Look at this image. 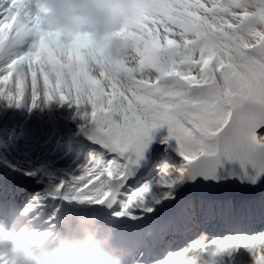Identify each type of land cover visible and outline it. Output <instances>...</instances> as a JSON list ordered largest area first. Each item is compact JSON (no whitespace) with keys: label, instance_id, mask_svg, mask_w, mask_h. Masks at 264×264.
I'll return each mask as SVG.
<instances>
[{"label":"snow or ice","instance_id":"1","mask_svg":"<svg viewBox=\"0 0 264 264\" xmlns=\"http://www.w3.org/2000/svg\"><path fill=\"white\" fill-rule=\"evenodd\" d=\"M144 2L156 7V15L113 34L129 54L112 61L86 37L65 43L42 28L26 0H8L0 17V98L17 106L28 99L33 107L41 97L90 103L84 116L97 149L83 175L61 182L50 195L105 210L127 264H264V232L251 234L257 220L264 223V199L239 210L231 201L197 210L183 196L187 187L219 176L225 163H264V8L249 11L240 0ZM209 36L216 43L201 46ZM30 37L32 50L15 55ZM13 79L18 86L5 91ZM165 125L169 135L155 147L153 130ZM173 139L178 164L167 148ZM157 152L163 158L154 168ZM63 203L53 214L29 203L22 214L54 225ZM174 206L175 215L162 221ZM13 213L0 201V219ZM215 217L233 234L216 240L205 235ZM9 234L0 229V239Z\"/></svg>","mask_w":264,"mask_h":264},{"label":"clouds","instance_id":"2","mask_svg":"<svg viewBox=\"0 0 264 264\" xmlns=\"http://www.w3.org/2000/svg\"><path fill=\"white\" fill-rule=\"evenodd\" d=\"M33 19L60 35L65 43L78 35L112 61L128 57L129 50L114 33L131 30L143 15H156V7L144 0H29ZM255 11L264 0H240ZM209 36L200 41L210 48ZM61 209L54 225L44 217L34 222L22 212L0 219L7 238L0 239V264H127V251L118 241L106 211L86 204Z\"/></svg>","mask_w":264,"mask_h":264},{"label":"rangeland","instance_id":"3","mask_svg":"<svg viewBox=\"0 0 264 264\" xmlns=\"http://www.w3.org/2000/svg\"><path fill=\"white\" fill-rule=\"evenodd\" d=\"M82 104H83V102H82ZM87 106L89 108L87 107L86 111H89L91 105L89 104ZM74 107L78 110L79 114H76L75 118H72L73 114L70 117H65L67 123H69L70 128H72V129L64 128L61 125H57V124H55L57 130L53 126H47L46 125V128H45V126L42 124L40 125V127H42V128L38 129V133H42V134H46L48 132L53 133V134H57V132H58L55 139H54L53 135H50V137L48 139L40 140L37 143L41 147V150L36 154L37 157H40L42 154H44V151H45L46 158L48 160H52L51 155H52V158L56 157L58 160L55 169H53V172L50 171L51 172L50 173L49 168L47 170V174L50 173L52 176V178H51L52 180H47V183H46L48 186V190H47L48 195L52 194L55 191L57 185H59L62 181L70 180L69 178H66L69 174H73V176L79 175V172H82L83 166L86 165V163H85L86 161L83 160V158L84 157L89 158L91 156V153L89 151H86L84 149H76L75 144L72 143L71 140L81 139L80 138V134H81L85 137L86 143H88L90 146L95 145L94 142L89 137V131L88 130L90 129L91 124H90L89 120L87 118H85V116H84V113L86 112L85 111L86 106L85 105H80V106L74 105ZM40 108L41 107H39V106H34L33 111H37ZM25 125L26 124H20L19 122H15L14 128L15 129L21 128V127L26 128V127H24ZM73 126H78L79 129H75ZM15 134L25 135V133H22V132H15ZM28 135H31V134H28ZM152 135L155 138V147H159V140L161 138L169 135L167 126L165 125L163 127H160L158 129L153 130ZM260 135L264 136V130H262V132H260ZM60 138H67L68 139L67 141H65L63 143V147H61V145H59V144H61ZM56 140H57V142H56ZM83 142L84 141H82V143ZM167 148H168V151L173 156L174 160H176L175 162L178 164L179 162H177V160L179 158L176 156L181 157V155L179 154V151H178V148H179L178 142L173 139L172 141H170L169 145H167ZM71 151H77L78 152L76 155L77 157H74V161H76L75 164L72 167H70V166H68V167L59 166V163H61V161H63V160L68 161V157L70 156L69 154ZM84 151H86L85 154H84ZM162 158H163L162 154L160 152H157L155 155V158H154V160L156 161L155 163H157V161L161 160ZM154 160H153V162H154ZM42 165H48V163L46 164V163H43L42 161L38 162V164H36L37 169L36 168L27 169V170L23 169L22 172H25L28 174H33V175L37 174V175L42 176L43 174L38 173V171H39L38 168ZM75 171L78 172L76 175L74 174ZM15 172H18V171H15ZM22 172H19V173H22ZM242 173L243 174L238 175L237 172L231 171L232 176H235L237 178H247V179L241 180L244 184V187H242V188H228V189H226L227 191L219 193V194L234 192V191L240 190V189H249V190H252V193H254L255 191H257L259 189V187L264 185L262 183L259 184L258 180L256 181V176H248V175H245L244 172H242ZM152 175H156V173L152 172ZM101 178L103 179V177H101ZM95 183H96V181H95ZM91 187H92V185H89L87 189H84V191H88ZM254 187H256V188H254ZM251 188H254V189H251ZM218 189H223V188L220 187ZM62 191H63V189H62ZM256 196L257 195H252L249 198V201L247 202V204L251 205V201L254 200L256 198ZM193 197L188 199V200H185V201H191L193 199ZM200 198H202L203 201H209V200H215V199L220 201V199L228 200L230 198V196H224V197H220V198H218V197L213 198V197H209V196H199V199ZM199 199H197V202ZM71 205H72V207L76 206L75 204H71ZM212 224H213V222L209 221L207 226L208 227L209 226L215 227V224H214V226ZM207 231H209V232H222L223 229L221 227H219V228H217L216 231H210L209 229H207Z\"/></svg>","mask_w":264,"mask_h":264},{"label":"water","instance_id":"4","mask_svg":"<svg viewBox=\"0 0 264 264\" xmlns=\"http://www.w3.org/2000/svg\"><path fill=\"white\" fill-rule=\"evenodd\" d=\"M262 130H264V128H261L260 132H262ZM231 171L237 172L238 175L243 174L242 172H244V174L248 176H256L260 172L259 177L261 179L258 178L257 180L260 181L259 184L261 183L264 184V163H261L259 158L255 160L254 164L246 163L243 167H241L239 162L225 163L219 176H212V177L205 178L204 184L187 187L183 192L184 199L188 200L192 198L193 196H209V197L216 198V197L230 196L233 194H239L241 196L250 198L252 195H260L261 192L264 190V185H263L259 187V189L255 191L254 193H252V190H249V189H240L234 192L219 194V193L227 191L226 189L228 188L244 187V184L241 180L247 179V178H237L235 176H232ZM216 180H218L219 183H214V181ZM220 187H222L223 189H218ZM254 188H251V189H254Z\"/></svg>","mask_w":264,"mask_h":264},{"label":"trees","instance_id":"5","mask_svg":"<svg viewBox=\"0 0 264 264\" xmlns=\"http://www.w3.org/2000/svg\"><path fill=\"white\" fill-rule=\"evenodd\" d=\"M178 158H180V157H178ZM254 200H255V199H254ZM254 200L251 201V205H252V204L255 205V204H254ZM198 202H200V205H207V204H224V203H221V202H213V201H199V200H198ZM228 202H229V201H228ZM231 202L235 205V207H236L237 210H239V209L241 208V206L248 205V204H247L248 201H242V200H239V199H236V200L231 201ZM225 203H226V202H225ZM197 210H199V208H197ZM175 213H176V207L170 208V209L168 210V212H166V213H164V214L162 215L161 220H162V221H163V220H167L169 217L175 215ZM259 222H260V221L257 220V221L254 223V225H256V224L259 223Z\"/></svg>","mask_w":264,"mask_h":264},{"label":"bare ground","instance_id":"6","mask_svg":"<svg viewBox=\"0 0 264 264\" xmlns=\"http://www.w3.org/2000/svg\"><path fill=\"white\" fill-rule=\"evenodd\" d=\"M86 148H90V146H87ZM8 162H9V160H8ZM259 174H260V172L256 175V181H257L258 178H260L259 177ZM258 182H260V181H258ZM5 193H6V191L4 190V187L3 186H0V195L1 196L2 195H5ZM8 195H9L10 198L14 199L15 198V195H16L15 190H10L9 193H8ZM199 201H203V199L200 198ZM252 264H255V262L253 261Z\"/></svg>","mask_w":264,"mask_h":264}]
</instances>
